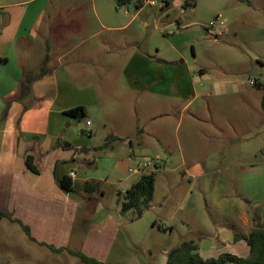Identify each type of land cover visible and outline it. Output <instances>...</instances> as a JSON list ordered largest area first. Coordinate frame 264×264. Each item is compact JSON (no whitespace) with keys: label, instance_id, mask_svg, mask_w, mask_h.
Segmentation results:
<instances>
[{"label":"crops","instance_id":"0c3cea01","mask_svg":"<svg viewBox=\"0 0 264 264\" xmlns=\"http://www.w3.org/2000/svg\"><path fill=\"white\" fill-rule=\"evenodd\" d=\"M162 2L167 3L162 12L172 10L169 0ZM70 3L79 13L67 24L62 23L66 15L48 12L44 4L32 6L31 0L0 6L1 116L5 102L12 101L6 119H0V212L11 215L12 224L27 227L31 242L56 253L81 252L103 264H151L119 244L126 219L121 218L126 214L123 203L115 211L103 207L102 174L89 172L105 162L108 176L117 175L138 159L153 158L161 169L153 173L152 207L124 227L156 211L158 220L152 225L161 221L174 245L195 239L205 260L226 253L249 257L250 246L235 235L246 236L264 224V145L259 136L255 139V132H264L263 54L257 52L253 59L258 65L252 73L257 75L243 67L237 79H204L206 67L198 69L200 77L190 68L198 58L196 42L169 31L165 37L174 39L160 44L141 39L135 24L145 7L128 15L115 0ZM89 9L93 18L86 13ZM164 19L172 23L169 14ZM158 22L156 29L162 31ZM263 33L253 29V43H261ZM85 44L89 49L74 55L75 46ZM124 48L130 49L126 55ZM43 68L45 75L20 98L26 75ZM45 97L44 108L31 109V102ZM77 108L83 109V118L68 114ZM228 108L236 109L238 121ZM188 113L190 123L180 135ZM83 120L87 127L80 126ZM39 121L43 129L34 126ZM110 135L122 141L98 150ZM98 139V144L91 142ZM210 149L220 151L217 166L202 152ZM29 157L38 173L28 169ZM214 167L221 168L215 172ZM71 173L76 177L70 192L57 178H70ZM183 180L191 186L184 188ZM171 206L174 215L168 214Z\"/></svg>","mask_w":264,"mask_h":264},{"label":"rangeland","instance_id":"374dc122","mask_svg":"<svg viewBox=\"0 0 264 264\" xmlns=\"http://www.w3.org/2000/svg\"><path fill=\"white\" fill-rule=\"evenodd\" d=\"M12 1L15 0H0V6ZM60 1L61 0H31V5L36 6L44 4L48 12L51 9L52 11L54 9L57 10L56 12L59 14L66 15V19L61 21L63 24H67L70 20L74 19L73 15H78L79 12L73 11L70 0H66V2ZM179 1H182V4H179ZM186 1L195 4V12H192L190 7H184ZM250 1H253V5L242 3L238 0H169L172 4V10L169 9L166 12H162L159 7H145L144 12L139 16L135 26L143 33L141 39L145 40L147 43L151 41L159 43V41L164 42L174 39L173 36L165 37L164 34L168 31H174L177 35H182L196 42L198 58L195 64L191 63L193 65H191L190 68L197 71V77H200L198 69L206 67L208 73L202 75L204 79H237L240 77V69L244 67L249 74L252 73L254 70L253 68L258 65L256 60L253 61V59L256 58L255 53L261 52L263 54L261 60L264 62V39H262L261 43H253L251 40L253 29L257 30L260 28L264 31V0ZM124 11L127 12L128 15L137 13L134 3L131 4L129 8L126 7L123 13ZM86 13L89 14L91 18L94 17L91 9L87 10ZM166 14L167 16L169 14L172 23L167 24L163 22L165 21L164 17H166ZM218 17L225 22L226 26L218 27L215 31L208 29L207 26ZM175 20H180L184 27H179ZM156 21H159L158 26L162 31L156 29ZM147 22H149V27H145L144 25ZM126 34L129 38L133 36H131L130 32ZM75 48L76 52L74 55H77L81 51L89 49V46L85 44L80 47L75 46ZM38 50L40 51V46ZM129 50V48H124L123 53L126 52L124 53L126 55L130 52ZM259 58L260 57H257V59ZM261 74V78H264V65L262 66ZM47 103L46 97L44 99H36L31 102L30 107L31 109H42ZM2 104H4V102ZM229 111L234 112H230L233 117L232 120L238 121V118L236 119L237 115L235 114L236 109ZM188 117L189 113L186 114L184 118V123L180 128V135L190 123ZM85 123V120L81 121L80 126L87 127ZM223 124L228 128L224 122ZM34 126L38 129H43L44 122L39 121V123H36ZM25 128L27 129V127ZM257 136H259L261 146H263L264 132L262 131L260 134L258 133V135L255 132V139H257ZM100 141L101 140L98 139L97 142H91L98 144ZM202 152L215 160V166L219 165L218 159L220 151L218 149H210ZM262 153H264L263 149ZM108 156L112 157L110 153H108ZM260 158L263 159L264 155H260ZM148 159L154 160L153 158H143V160ZM138 160L143 161L142 159ZM132 165L135 166L137 164L134 161ZM220 168L221 167H214L215 172H218ZM108 171L109 168L107 164L105 162H100L89 173L94 176H100L102 174L103 181L101 186L106 192V197L102 201V205L104 204L103 207L115 211L117 205H121L124 202L127 188L133 186L138 181L139 176L133 175L127 171L108 176ZM183 172L184 169H180L178 174L181 175ZM162 175V173L157 174V177ZM80 178L83 180L84 177L82 174H80ZM182 182L184 183V188L186 186L188 188L191 186L186 180ZM79 185L83 186L84 181H81ZM194 186L195 181L193 187ZM157 194L158 197L161 196L160 188H158ZM174 212L171 206L168 210V214L174 215ZM102 213L103 212L97 214V216H102ZM133 215V211H130L121 217L126 219L121 223L122 228L118 238L119 244L123 245V248L128 254L137 257L142 262L166 264L167 254L177 245L171 243L172 241H170L169 237L170 232L161 230V221H158L156 226L152 225L154 219L158 220L156 217L157 212L148 213L144 219L132 225V228L124 227L129 224L128 219ZM6 219L0 224V264H86L80 258L69 253L68 250L56 253L51 248L31 242L29 236L24 232L21 226L12 224L10 219Z\"/></svg>","mask_w":264,"mask_h":264},{"label":"trees","instance_id":"16d2710c","mask_svg":"<svg viewBox=\"0 0 264 264\" xmlns=\"http://www.w3.org/2000/svg\"><path fill=\"white\" fill-rule=\"evenodd\" d=\"M119 8L127 7L132 3V0H115ZM242 3L251 4L249 0H238ZM192 4L185 3V8L190 7ZM194 6V5H193ZM45 69L43 68L41 72L37 75L28 74L21 83V94L20 98L24 94L31 93L32 84L38 79L45 75ZM258 88H262L261 85H257ZM18 98V99H20ZM12 104V101L5 102V109L2 113L1 119L5 120L8 114V110ZM262 107L264 110V96L262 100ZM26 109L28 106L25 107ZM69 115L76 116L77 118H83L84 113L82 108H77L68 112ZM114 140L122 141V139L117 138L113 135L107 137L105 143L98 147V150L107 149L110 142ZM27 167L34 173H38L37 169L32 164V158L29 157L27 160ZM57 177V176H56ZM61 186L67 190L72 191L73 182L70 178H57ZM155 193V176L150 174L140 178L129 190L126 191L124 197V202L122 205V212L127 213L133 211L134 215L132 221L140 220L144 214L149 211L152 207L153 199ZM4 218H8L12 221L11 215L5 212H0V221ZM25 232L28 234L29 238L34 241L30 234V230L24 227ZM245 240L250 246L251 253L247 258L238 257L232 254H222L218 258L213 259H203L199 253V241L195 239L185 240L181 242L176 248L172 249L167 254L166 264H264V224H259L254 230H252L248 235L241 236L236 234L235 240ZM43 245V244H42ZM46 246V245H44ZM54 249L53 247H50ZM73 256L80 258L86 264H103L95 259L89 258L82 254L81 252H72Z\"/></svg>","mask_w":264,"mask_h":264},{"label":"built area","instance_id":"2783aa9c","mask_svg":"<svg viewBox=\"0 0 264 264\" xmlns=\"http://www.w3.org/2000/svg\"><path fill=\"white\" fill-rule=\"evenodd\" d=\"M136 8H144V7H159L160 9H164L167 7V3L160 2L158 0H132ZM218 27H225V22L216 19L215 21L211 22L210 25L207 26L208 29L215 31ZM170 35L174 34V31L169 32ZM252 84H254L253 81H251ZM90 125V123H88ZM128 161H133V157H130ZM137 165L131 166L128 169V172H130L133 175H139L140 178L143 176H147L150 174H153L155 172H159L161 169L160 162L156 159L154 160H143L136 163ZM76 177L75 173L70 174V179H74ZM126 195V192H125Z\"/></svg>","mask_w":264,"mask_h":264},{"label":"water","instance_id":"95a60500","mask_svg":"<svg viewBox=\"0 0 264 264\" xmlns=\"http://www.w3.org/2000/svg\"><path fill=\"white\" fill-rule=\"evenodd\" d=\"M252 75H257V73H252Z\"/></svg>","mask_w":264,"mask_h":264}]
</instances>
